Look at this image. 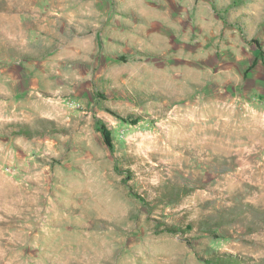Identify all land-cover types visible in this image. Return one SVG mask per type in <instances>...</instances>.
Returning a JSON list of instances; mask_svg holds the SVG:
<instances>
[{
  "label": "rangeland",
  "instance_id": "374dc122",
  "mask_svg": "<svg viewBox=\"0 0 264 264\" xmlns=\"http://www.w3.org/2000/svg\"><path fill=\"white\" fill-rule=\"evenodd\" d=\"M235 1L0 0V264H264V0Z\"/></svg>",
  "mask_w": 264,
  "mask_h": 264
},
{
  "label": "trees",
  "instance_id": "16d2710c",
  "mask_svg": "<svg viewBox=\"0 0 264 264\" xmlns=\"http://www.w3.org/2000/svg\"><path fill=\"white\" fill-rule=\"evenodd\" d=\"M237 3L240 1V0H236ZM235 1V2H236ZM233 5H234V2H233ZM235 6V5H234ZM239 25V23H238ZM255 43H258L256 40H254ZM122 120H125L124 118H121ZM97 129L98 131L100 132L103 140H104V143L105 145L107 146L108 149H110V151L112 152L113 151V145L111 143V138H110V132L109 130L107 129V127L105 126V124L102 122V121H97ZM166 230H169V231H172V232H176L177 230L176 229H173V228H168ZM215 264H223L225 261H229L231 262V260L229 259H212Z\"/></svg>",
  "mask_w": 264,
  "mask_h": 264
}]
</instances>
